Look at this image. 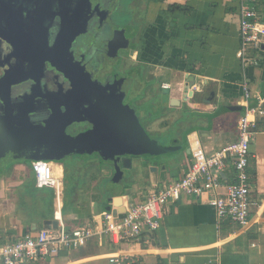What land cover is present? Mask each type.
I'll list each match as a JSON object with an SVG mask.
<instances>
[{"label":"crops","instance_id":"0c3cea01","mask_svg":"<svg viewBox=\"0 0 264 264\" xmlns=\"http://www.w3.org/2000/svg\"><path fill=\"white\" fill-rule=\"evenodd\" d=\"M148 4L147 10V4L141 5L146 46L141 60L148 64L155 90L168 93H159L158 102L154 100L160 115L152 117L146 131L158 134L174 128L176 115L186 113L196 121L172 137L173 145L189 147L187 136L197 133L211 157L237 141L239 119L247 108L255 106L258 97H264V46L240 52L238 0H153ZM174 6L178 9L170 12ZM258 10L264 21V0H259ZM186 83H191V89L197 92L195 100L188 101L191 111L170 105L173 98L182 100ZM164 84L170 88L164 89ZM245 85L252 96L248 102ZM178 153L179 161L170 169L156 160H144L132 189H126L124 184L115 188L113 184V189L107 187L112 193L99 194L95 188L102 180L97 176L90 187L92 182L85 176L83 196L73 192L88 171L77 172L76 185L70 189L63 161L50 162L59 189L38 188L31 163L25 160L15 159L6 168L0 164V248L44 228H53L48 222L59 216L71 230L101 222L108 208L125 214L127 206L144 201L155 185L162 188L188 172L191 156L184 151ZM250 153L248 173L257 205L246 227L228 218L219 220L212 206L183 200L166 206L162 227L152 236L120 247L104 238H94L87 247L62 251L30 264H110L108 257L117 253L132 256L133 264H264V118L259 120ZM229 170L225 176L234 182L235 172L233 168ZM103 174L113 178L108 170ZM118 197L122 198L120 205L116 203ZM111 199L115 201L109 203Z\"/></svg>","mask_w":264,"mask_h":264},{"label":"flooded vegetation","instance_id":"af4514ba","mask_svg":"<svg viewBox=\"0 0 264 264\" xmlns=\"http://www.w3.org/2000/svg\"><path fill=\"white\" fill-rule=\"evenodd\" d=\"M122 1L86 0L80 6L82 0H0V34L6 40L0 45V63L4 65L0 68V77L8 75L6 69L13 71L18 59L25 58L30 64L26 85H7L3 91L10 98L8 103L14 108L20 104L18 109L23 113L21 120L16 122L11 115H16L18 109L14 110L9 119L26 133L35 132L49 144H68L67 151H50L46 157L61 158L63 162L70 157L78 158L80 160L74 164L76 172H83V168L84 172L91 170L81 167V159L86 158H91L89 164L93 162L104 167L100 158L105 157L112 168L126 158L141 163L146 159L131 154L133 146L129 145L140 141L133 116L137 115L135 107L140 103L136 97L140 89H145L144 82L134 75L143 71L144 81L153 82L147 72V62L141 60L146 53L142 39L145 30L141 35L138 27L134 30L132 26L129 30L119 23L130 16L133 25L137 13L141 12L136 1L147 3L145 10L150 2L134 0L126 10L124 4L123 7L119 4ZM90 4L93 14L87 15L85 12ZM122 8L126 11L125 17ZM63 18L64 26L57 31V38H51L50 32ZM87 28H94L91 34L95 32V38L98 37L96 57H91L86 52L89 48L84 49L79 42L86 36ZM119 62H123V68H117L109 77H102V66L116 67ZM33 72L37 82L32 79ZM148 92L152 90H145L141 102L154 107V99ZM149 121L145 126L140 121L147 131ZM113 144L115 148L111 149ZM110 172L115 181L116 174Z\"/></svg>","mask_w":264,"mask_h":264},{"label":"built area","instance_id":"2783aa9c","mask_svg":"<svg viewBox=\"0 0 264 264\" xmlns=\"http://www.w3.org/2000/svg\"><path fill=\"white\" fill-rule=\"evenodd\" d=\"M240 52L245 54L250 47L264 46V21L258 10L259 0H238ZM169 89L168 84L163 85ZM197 89L196 87H194ZM246 101L252 96L244 86ZM253 107L247 108L238 122V139L216 154H206L197 133L188 136L191 148V165L182 178L162 188L155 185L145 200L126 207L119 215L115 210L105 211L101 222L69 230L61 216L57 228H44L35 235H26L16 242L0 248V264H30L90 245L94 238H104L114 246H123L140 241L144 236L158 232L163 223L166 206L186 201L212 206L219 220L246 227L250 222L252 208L257 203L252 198L248 173L251 144L258 133L259 120L264 118V97H258ZM38 188H60L52 163L43 160L31 162ZM235 181L229 182L225 172L232 169ZM110 264H133L132 256L126 253L111 254Z\"/></svg>","mask_w":264,"mask_h":264},{"label":"rangeland","instance_id":"374dc122","mask_svg":"<svg viewBox=\"0 0 264 264\" xmlns=\"http://www.w3.org/2000/svg\"><path fill=\"white\" fill-rule=\"evenodd\" d=\"M84 1H86V0H82L80 6H83V2ZM133 1L134 0H123L119 4H120L121 7L124 6V9L128 10V8H130L133 5ZM92 4L88 5V10H86V12H85L87 15L93 14V5ZM135 4L138 5V6H141L142 3H141V1H136ZM106 6H107V3H106ZM114 13L115 12H113L112 14H114ZM123 13H124L123 14V17H125L126 11L124 10ZM115 15L119 17L120 13H117ZM136 16H138V13H137ZM25 18L28 19V15H26ZM134 19H135V23L133 25H131V23H133V20L130 21V16H127L125 19L122 18V22L119 23V24L122 26V28L127 27V29H129V30L131 29L132 26H134L133 27L134 30H136L137 26L140 27V29H141L144 24L143 23H140L139 21H137L136 20L137 17H135ZM10 20L12 22H14V23H16V21H17L14 17H11ZM18 21H20V20L18 19ZM63 22H64V18L61 21V23H59L57 26H54V28L50 32L51 38L52 37L53 38H57L56 33H57V31L59 30L60 27L64 26L62 24ZM91 29H94V28H87V31L88 32H87V34H85L86 36H84V38L81 41H79V42H80V44L83 45V48L84 49L87 50L89 48L90 51H86V52L87 53H90V56L92 55L91 57H96L95 56V52H96L95 49H96L98 37L95 38V34H96L95 32L91 34V31H92ZM122 30H125V29H122ZM110 34H111V32L108 33V36L111 37ZM138 39H140V35H139V38ZM5 43H6L5 38L3 37V35L0 34V45H4ZM1 52H2V50H1ZM8 59L11 60L10 57H8ZM13 60L15 61V59H13ZM122 66H123V62H119V64H116V67L115 66H110V65H104V66H102L103 68L100 71V74L102 75V77H104V76L105 77H109L114 72V70H116L117 68L118 69L123 68ZM29 67H30L29 62H26V59L25 58H22L20 60L19 59L17 60V63H15V65H14V70L13 71H10L9 69L4 70L5 71V74L6 75L8 74V75L6 77H4L5 80L2 83L3 87L2 86L0 87V95H1L0 96V110L3 109V112L5 113L4 118H3V116L1 117V120H3V123H6L5 118H7V120H9L10 113L12 111H14V110L17 111V109L19 108V105H20L19 104V105H17L18 106L17 108H14L15 106H13V105L11 106L8 103L10 98H9V96H6L5 95V92L3 93V91H5L4 90L5 89V86L7 84L10 87H16L17 85H19V86L20 85H26V81L28 80V76H29V73H28ZM37 74H38V72L36 73V76H37ZM33 75H35V72H33V74L31 76H32L33 81L34 82L35 81L37 82V78H35V76H33ZM39 77L40 76H38V78ZM134 77L136 79H140L141 80V83L144 82L143 85L145 86V89L142 90V91L140 89L139 94L136 97L137 98V101L140 100L139 101L140 103L138 104V106L135 107L136 108L135 110L137 112L138 117L140 118V121L143 123V125L144 124L147 125V121H149L150 119H152V117H154V116L160 115V113H159L160 111L158 109H156L155 107H152L150 105L147 106V102L146 103H142L141 102V98H143V95H144L143 93L145 92L146 89H148V91H151L152 90V92H148V93H150L152 95H155V97H153V98L157 102L160 99V96H159L160 94L157 93V91L153 87L155 83H151V82H148V81H144L145 80V78H144L145 77V73H143V71H140L139 73L135 74ZM0 80H2V78H0ZM163 93H168V92H163ZM134 101L137 102L136 100H134ZM29 107H31V106H29ZM32 111H33V109H32ZM22 114H23L22 113V110L18 109L17 114L14 115L16 122L21 120V115ZM184 114H185V116L182 115L181 113H179V114L176 115V120H175V126H174V128H171V129H169L167 131H164V132H160L158 134H152L151 132H149V135L151 136V138L153 140H156L157 142H159L161 144H164V145H172L173 144V140H174V139H172V137L175 134H176V136L177 135L179 136L184 129L187 130V127H189V125H191L192 123H194L196 121L195 120L196 119L195 117L190 116V115H188L186 113H184ZM10 122H11V124L13 123V121H10ZM18 128L20 129V131H18V132L15 129H12L13 135H11V136H12L13 140H11V145L13 146V148L10 150V152H15V156L16 157H20V159L21 158H25V157L31 158V159H39V158L46 157V155L48 154V152H50L49 151V147L51 148V146H50L51 144H49V142L43 141L41 139V137L38 138L39 135L36 134L35 132H33V133H26L24 131V128L23 129L20 128V125L19 124H18ZM19 129H17V130H19ZM181 129H182V131H181ZM189 148H190V144H189ZM180 155H181V153L180 154L177 153V154L172 155L170 157H166V158H169L170 161L173 160V164L171 165L170 168H173L174 166L177 165V163L179 161L178 159H179V156ZM89 157H93V156H89ZM97 157L98 156H95L93 158H97ZM31 159H28V160H26L24 162L27 163V164H30L31 163V161H30ZM90 159L89 158H86V160H84V161L81 159V161H83V162L80 161L81 167H85V169H91L90 170L91 172L88 171L87 174L86 173L83 174V178L84 179L83 180L81 179V181H80L81 183L79 184V188L76 189L77 190L76 191V195H78V193L80 192L82 194V196H83L84 191H85L84 190V186H83L84 181L85 182L87 180H88V182L91 181L92 183H89L88 184L91 187L92 184H93V180L97 177V175L95 173H97L98 171L100 173V175L98 176V178L102 180V183L99 184V185H97V187L95 188V190L99 194L112 193V191L109 190V189H113V184H115L114 183V180H113V178L106 177L103 174V171L104 170L112 171V169H113L112 166H111V164L108 163V159H106L105 157H101L100 158V161L103 162L104 167L101 166V165H98L97 163H93V162H90V164H89V160ZM79 160L80 159H78V158L73 159V158L70 157L68 160H66L64 162L65 166L67 167V175H66L67 178H66V181H67L68 187L70 189L72 187H74V185H76L75 179H76L78 170L76 172V170L75 169H72V168H74V164L75 163L77 164V162ZM127 160H131V159L130 158H126L125 160H121L120 163L117 162V164H116V173L115 174L118 173V174H120V176H124V178H125V181L123 182L124 186L126 187V189L127 188L128 189H132L134 187V185H132V181L135 180V179H137L138 176H139V174H141V170L139 168L142 167L141 166L142 163L134 159L133 161L131 160V166L125 168V164H126V161ZM82 171H85L84 168L82 169ZM145 171H146V169H145ZM92 174H94L95 176L92 177L91 176ZM98 186H99V190H98ZM107 187L109 189H107ZM97 192H95V194H97ZM70 197H73V195L70 196ZM79 197H81V196H79ZM101 204H106V203L101 202Z\"/></svg>","mask_w":264,"mask_h":264},{"label":"water","instance_id":"95a60500","mask_svg":"<svg viewBox=\"0 0 264 264\" xmlns=\"http://www.w3.org/2000/svg\"><path fill=\"white\" fill-rule=\"evenodd\" d=\"M4 65H2L0 63V68H3ZM5 77V76H4ZM4 77H0L2 78V80H0V87L2 85V83L4 82L5 78ZM8 85V84H7ZM6 85V86H7ZM5 86V87H6ZM191 83H186L184 85L185 91L182 97V100H179L177 98H173L170 101V105L173 108H180L183 107L184 110H188L191 111L192 109L189 108L188 106V101H194L195 100V96L197 95V92H195V90L191 89ZM1 96V95H0ZM3 113V114H2ZM5 116V113L3 112V109L0 110V164L6 168L7 166L13 164L14 160H28L31 158H21L20 157H16L15 156V152H10V150L13 148V146L11 145V140H13L12 136L13 135V131L12 129H15L17 132L20 131V129L18 128V123L13 122L12 124L9 122V120H7V118H5L6 123H3V120H1V117ZM13 117V119H15V116H11ZM134 119V123L136 124V126L138 127V130L140 132V137L139 140L136 145L135 144H129L130 147H132L131 149V154L138 156V157H142V158H146L147 159H151V160H156L158 163L160 164H164L165 169H170L171 165L173 164V160L170 161L169 158L166 157H170L172 155L177 154L180 151H184L188 156H191V148L188 147L187 144L183 145L182 147L179 146H175V145H164L161 144L159 142H157L156 140H153L151 138V136L147 133L146 129L143 127L142 123L140 122V120L138 119L137 115L134 114L133 116ZM16 121V120H14ZM19 129V130H17ZM21 133V132H20ZM188 138V136H187ZM22 139V138H21ZM186 140V138H185ZM51 148L49 147V151H67L66 147L68 146V144H51L50 145ZM136 146H138V148H136ZM111 149L115 148V144L110 146ZM13 159H12V158ZM36 160H43V161H62L61 158H50V157H43V158H39V159H31L30 161H36ZM144 160H142V167L140 168V170H142L143 166H144ZM1 166V167H2ZM131 166V160H127L126 164H125V168L130 167ZM156 169V168H154ZM113 173H116V167H113L112 169ZM116 179H115V188H120L121 186H123V177L124 176H120V174H116ZM115 199H111L109 200V203L114 202ZM116 203L118 205H120L122 203V198L118 197L116 198ZM111 208H108V211H110ZM49 225H52L53 228H57L58 222L54 221V222H48Z\"/></svg>","mask_w":264,"mask_h":264},{"label":"trees","instance_id":"16d2710c","mask_svg":"<svg viewBox=\"0 0 264 264\" xmlns=\"http://www.w3.org/2000/svg\"><path fill=\"white\" fill-rule=\"evenodd\" d=\"M150 1H153V0H149V2ZM147 4V3H146ZM176 9H178V7H171L170 8V12H173L174 10H176ZM137 21H139L140 23H143L144 25L142 26V28L140 29V27H138V29H139V31H140V33H141V35H142V33L144 32V30H145V20L143 21L142 20V16H141V12L140 13H138V16H137ZM138 22V23H139ZM142 39H144V38H142ZM144 41V40H143ZM67 169V168H66ZM99 170V169H98ZM97 176H99V174H98V172L97 173H95ZM95 175L94 174H92V177H94ZM76 191L77 190H74V192H73V195L75 194L76 195ZM67 200V199H66ZM66 204H67V202H66Z\"/></svg>","mask_w":264,"mask_h":264}]
</instances>
